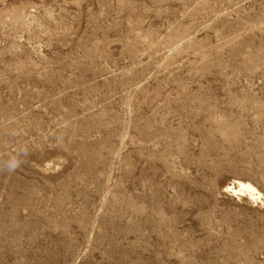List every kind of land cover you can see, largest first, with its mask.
Here are the masks:
<instances>
[{"label":"rangeland","instance_id":"1","mask_svg":"<svg viewBox=\"0 0 264 264\" xmlns=\"http://www.w3.org/2000/svg\"><path fill=\"white\" fill-rule=\"evenodd\" d=\"M0 264H264V0H0Z\"/></svg>","mask_w":264,"mask_h":264},{"label":"bare ground","instance_id":"2","mask_svg":"<svg viewBox=\"0 0 264 264\" xmlns=\"http://www.w3.org/2000/svg\"><path fill=\"white\" fill-rule=\"evenodd\" d=\"M240 190H242V191H247L248 193H249V191H253L252 189H251V187H249V186H247V185H243V184H241L240 186ZM254 193V192H253ZM252 197H253V195H251Z\"/></svg>","mask_w":264,"mask_h":264},{"label":"clouds","instance_id":"3","mask_svg":"<svg viewBox=\"0 0 264 264\" xmlns=\"http://www.w3.org/2000/svg\"><path fill=\"white\" fill-rule=\"evenodd\" d=\"M15 166H17V165L16 164H11L9 167L11 169V168H14Z\"/></svg>","mask_w":264,"mask_h":264}]
</instances>
